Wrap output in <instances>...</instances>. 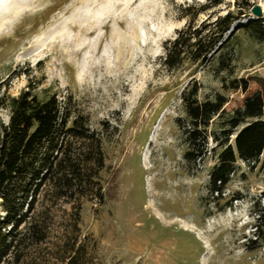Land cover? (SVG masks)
Masks as SVG:
<instances>
[{"label": "rangeland", "instance_id": "obj_1", "mask_svg": "<svg viewBox=\"0 0 264 264\" xmlns=\"http://www.w3.org/2000/svg\"><path fill=\"white\" fill-rule=\"evenodd\" d=\"M234 1L214 10H233ZM252 2L264 10L263 0ZM187 3L206 0H0V104L28 87L61 102L69 96L103 133L104 202L87 203L80 223L93 264H264V248L251 243L252 205L264 198L263 159L251 170L238 161L213 203L208 182L218 151L197 166L184 158L176 119L187 82L199 81L201 99L225 94L228 111L246 94L226 91V75L210 68L171 73L162 66L164 43L184 26ZM234 66L225 79L264 78V41L240 33ZM8 118L0 106V119Z\"/></svg>", "mask_w": 264, "mask_h": 264}, {"label": "trees", "instance_id": "obj_2", "mask_svg": "<svg viewBox=\"0 0 264 264\" xmlns=\"http://www.w3.org/2000/svg\"><path fill=\"white\" fill-rule=\"evenodd\" d=\"M252 1L235 0L234 9L228 5L224 14L214 10L224 0L181 5L185 24L165 41L162 66L171 73L186 66L232 77L239 34L264 41L263 18L241 22ZM225 78L226 91L246 93L240 106L228 111V99L219 92L201 99V84L193 77L180 91L182 116L176 119L188 164L197 166L207 152L218 151L208 182L213 203L222 199L238 161L251 170L262 158L264 167V78ZM33 89L0 104L9 110L8 121L0 119V264H93L92 243L81 239L80 223L87 203L104 202L103 133L69 96L61 102L55 94L39 97ZM252 210L251 243L264 248V198Z\"/></svg>", "mask_w": 264, "mask_h": 264}, {"label": "water", "instance_id": "obj_3", "mask_svg": "<svg viewBox=\"0 0 264 264\" xmlns=\"http://www.w3.org/2000/svg\"><path fill=\"white\" fill-rule=\"evenodd\" d=\"M251 14L254 18H262L264 14V10L260 4H254V6L250 10Z\"/></svg>", "mask_w": 264, "mask_h": 264}, {"label": "bare ground", "instance_id": "obj_4", "mask_svg": "<svg viewBox=\"0 0 264 264\" xmlns=\"http://www.w3.org/2000/svg\"><path fill=\"white\" fill-rule=\"evenodd\" d=\"M143 154H144V155H143L144 163H146V159H147V153H146V152H144Z\"/></svg>", "mask_w": 264, "mask_h": 264}]
</instances>
